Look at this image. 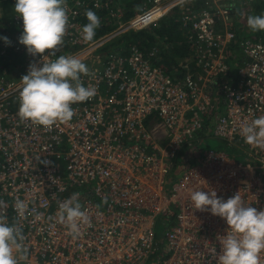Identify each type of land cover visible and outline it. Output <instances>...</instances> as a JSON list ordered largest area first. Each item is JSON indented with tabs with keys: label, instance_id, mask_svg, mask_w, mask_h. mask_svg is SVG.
Segmentation results:
<instances>
[{
	"label": "built area",
	"instance_id": "1",
	"mask_svg": "<svg viewBox=\"0 0 264 264\" xmlns=\"http://www.w3.org/2000/svg\"><path fill=\"white\" fill-rule=\"evenodd\" d=\"M185 1L148 0L151 6L117 31L86 42L80 36L85 12H98L99 1L91 0L90 8L87 0H74L69 8L66 0L70 14L64 42L78 53L95 54L116 36L150 27ZM212 3L198 11L186 9L178 19L190 49L182 72L155 66L154 48L146 54L132 47L123 55L83 58L89 75L81 80L96 95L73 105L70 121L51 128L17 114L20 79L41 56L29 55L19 43L12 47L22 56L17 67L24 71L8 75L0 68V200L6 205L0 214L26 237L28 256L20 264H216L217 237L226 234L227 225L196 210L189 192L211 189L227 200L239 191L246 205L264 209V150L240 135L245 122L264 116V34L244 36L245 27L230 23L231 6ZM160 8L166 12L157 19ZM11 20L22 29V19L14 15ZM219 21L223 30L216 32ZM233 41L244 59L238 81L225 82L219 76L228 71L225 50ZM8 49L0 42V57ZM59 55L69 53L60 48ZM196 137L204 143L214 139L216 149L192 145ZM184 144L191 165L177 164ZM73 193L80 194L90 218L75 239L56 221L59 204ZM17 198L28 202L24 216L13 208ZM33 207L43 214L40 220L34 221Z\"/></svg>",
	"mask_w": 264,
	"mask_h": 264
},
{
	"label": "clouds",
	"instance_id": "2",
	"mask_svg": "<svg viewBox=\"0 0 264 264\" xmlns=\"http://www.w3.org/2000/svg\"><path fill=\"white\" fill-rule=\"evenodd\" d=\"M99 7V4L95 5ZM139 5L137 9L139 10ZM13 11L22 19V34L18 42L33 57L41 56L38 64H29L27 74L20 79L18 116L37 126L51 128L58 122H68L75 115V104L85 102L96 95V89L85 86L81 76L89 75L84 62L72 55L56 56L64 44L69 27L66 0H16ZM87 23L82 26L80 36L86 42L93 40L100 19L92 10L85 12ZM248 28L264 31V13L247 17ZM8 43L7 38H3ZM47 55H44L45 53ZM56 56L55 59L51 57ZM240 135L250 146L264 150V116L245 122ZM190 201L198 211H208L220 217L227 225L226 234L218 236L220 253L216 264H264V209L257 210L246 205L238 191L224 200L215 190H191ZM6 207L0 200V208ZM13 208L19 216L29 212L28 202L17 198ZM34 221L42 213L33 207ZM57 223L68 229V234L77 238L82 225L90 218L82 210L80 194L73 193L63 200L56 213ZM26 237L16 223L11 225L5 215L0 214V264H20L27 259Z\"/></svg>",
	"mask_w": 264,
	"mask_h": 264
},
{
	"label": "trees",
	"instance_id": "3",
	"mask_svg": "<svg viewBox=\"0 0 264 264\" xmlns=\"http://www.w3.org/2000/svg\"><path fill=\"white\" fill-rule=\"evenodd\" d=\"M112 1V2H111ZM116 1L119 2V11L121 13V22H126L130 18H132L135 14H137V5L141 2L146 3V0H110V3L107 7L104 6L106 0H101V12L100 15H105L107 13V9L112 7V4H116ZM197 6H203V0H197ZM201 1V2H200ZM8 2L7 0H0V3ZM89 1L88 3H90ZM104 3V4H103ZM234 9L236 13L233 14V17H236L237 11L240 8L238 6V1L235 0L233 2ZM92 7L90 3V8ZM3 14L0 17V41L5 40L3 38H7L8 43L10 44V49L0 57V68H6L8 75H14V69L18 71V73H22L24 68H14V64L22 63V56L18 54V52L13 51L12 47L16 44L18 45V40L14 43L15 36L21 35L20 28L14 25L11 19H5ZM180 18L179 9L175 8L167 15L162 17L159 21L152 24L147 30L141 31H128L123 34L116 36L110 42L106 43L105 46L100 50V52L105 54L117 53V54H126L128 50L132 47L139 49L143 53H147V51L154 48L156 45V41L162 43L159 46V49L156 53V58H153L152 63L163 69L168 73H172V71L177 70L176 64L177 61L186 59L189 57L190 49L184 37V33L181 29L180 23L177 21ZM236 27H239L235 25ZM115 29V24L110 23L104 26H99L96 29V36L104 35L105 33L111 32ZM22 30V29H21ZM246 32H252L249 28L245 29ZM244 33L245 31H241ZM264 34L262 31L261 35ZM260 35V34H259ZM260 35V36H261ZM21 45V44H20ZM7 60V65H4V61ZM174 67V68H173ZM17 73V74H18Z\"/></svg>",
	"mask_w": 264,
	"mask_h": 264
},
{
	"label": "rangeland",
	"instance_id": "4",
	"mask_svg": "<svg viewBox=\"0 0 264 264\" xmlns=\"http://www.w3.org/2000/svg\"><path fill=\"white\" fill-rule=\"evenodd\" d=\"M7 1L8 2H5L4 4L3 3H0V17L3 14L4 17L6 16L5 19H11L15 15V13L13 11V8L15 6L16 0H7ZM69 1H70V4L68 3L69 6H70L69 8H73L74 7L73 6L74 0H69ZM87 1L89 2L91 0H87ZM97 1L100 2L101 0H97ZM212 1L215 4H217V5H223L224 4L225 7L231 6V8H228V12L230 13V23L233 24L234 27H235V25H237V26L240 25V26H243V27H245L247 29L248 26H247L246 21H247V17L248 16H250V15H259L261 13H264V1L260 3L259 0H237L238 1V6L240 8L237 11L236 17H233V14L236 13V11L234 9V6L235 5H233V2L235 0H203L204 3H203V6H201V7L197 6V3H199L197 0H186L182 4L177 5V6H174L171 9H169L166 14H165L166 8H163L160 11V13H159V15H160L159 18L162 15H164V14L167 15L169 12H171L175 8H178L179 9V14L180 15H182V13L186 9H189L191 11H198L200 9L206 8L207 6L209 7V5H211ZM99 2H98V4H99ZM85 4H87V3H85ZM100 4L102 5V3H100ZM109 4H111L110 3V0H106L105 6H108ZM119 4L120 3L117 2V1H116V4L115 5L113 3L112 4V7H110L109 9H107V13L105 15H100V12H101V6L100 5H99V8H98V10H99L98 12L97 11H94L93 9H90V10L94 11L97 14V16L100 19V25L101 26H104V25L110 24V23H114L115 24V29L113 31H111V32H115L120 27H122L123 25L127 24V22L129 20H131L136 15L135 14L132 18H130L126 22H121V19L120 18H121L122 15H121V13L119 11V9H120ZM138 5L140 7H139V10L136 7L137 12H141V9H144L145 10V9H147V8H149L151 6V4L148 3V0H146V3L145 4L144 3L141 4V2H140ZM75 9H77V8H75ZM69 14H70V12L68 11L67 12V15H69ZM177 21L179 22V20H177ZM148 28L143 29V30H147ZM213 28H214V30L216 32H220V31L223 30V23L221 21L216 22L215 25L213 26ZM20 31H21V34H22V30L21 29H20ZM139 31H141V30H139ZM260 32L262 33V31H260ZM247 34H248V32H246V31L243 33L244 36L247 35ZM18 39H19V37L15 36V38L13 40L14 43ZM0 42H4V41H0ZM155 43H156V45H154L155 46L154 49H159V46L162 45V43H159L158 41H156ZM61 49L67 50L68 53H69V55H71L73 53H77V55L75 57H77L80 60H82V62H84L83 61V58L85 59V58L90 57V59H91L92 56L94 58L95 55L102 53V52H100V51L97 50V53L94 54V52L93 53L90 52L89 55H88L87 53H85L87 51V49H84L82 52L80 51L78 53L79 48H71L67 44L66 41L61 46ZM225 55L228 57V59L226 61V65L228 67V71H227V73H225L223 75H220L219 77L221 78L222 81H225V82L228 81L229 78H232L233 80L238 81L237 70H238L239 67H241V65L243 63V59H244L243 56H242L241 49L239 48L238 41H233L227 47V49L225 50ZM99 56H103V55H99ZM84 63L86 64V66H88L87 65L88 64L87 61H85ZM5 64L6 65L8 64L7 63V60L4 61V65ZM185 64H186L185 59H182V60L177 61V64H176L175 67L178 68V69L175 70V71H172V73L173 74H179L180 72H182L183 71L182 65H185ZM14 65H15L14 68H16L17 65L16 64H14ZM13 71H14V74H17L18 73V71H16V69H14ZM215 144H216V141L214 139H207L205 141V143H204V141H200V139L197 138V137H196V140L192 142V145L197 146L198 148H201L202 150H215L216 149ZM226 151L228 152V154L231 157L235 158L236 161L246 163L245 160H241L240 158H238L237 155L235 154V152L232 151L231 149H227ZM146 153L149 154L150 153V150L147 149ZM187 154H188L187 144H184L181 147L180 151H179V157L180 158L177 160V164H181V163H184L185 165H191V164H193L194 163V160H191V159L185 160V158L187 157L186 156ZM171 171H172V173H176L177 172L176 168H173ZM167 179H169V178H167ZM169 181H170V179H169Z\"/></svg>",
	"mask_w": 264,
	"mask_h": 264
},
{
	"label": "bare ground",
	"instance_id": "5",
	"mask_svg": "<svg viewBox=\"0 0 264 264\" xmlns=\"http://www.w3.org/2000/svg\"><path fill=\"white\" fill-rule=\"evenodd\" d=\"M162 9H163V8H160V10H159V12H158V16L155 17L156 14L154 13V14H151L150 16H148L145 20H150L149 18H153V17H155V18L158 19L159 16H160L159 13H160V11H161ZM147 22H148V21H147ZM147 22H146V23H147Z\"/></svg>",
	"mask_w": 264,
	"mask_h": 264
}]
</instances>
